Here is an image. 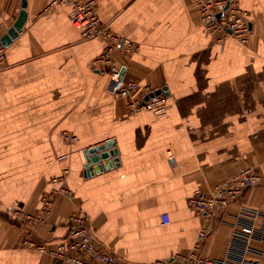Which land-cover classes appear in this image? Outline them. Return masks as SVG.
<instances>
[{"label": "crops", "instance_id": "obj_1", "mask_svg": "<svg viewBox=\"0 0 264 264\" xmlns=\"http://www.w3.org/2000/svg\"><path fill=\"white\" fill-rule=\"evenodd\" d=\"M51 1L26 0L23 27L2 46L0 264H65L25 239L50 248L74 215L85 216L94 236L131 264L188 251L202 227L201 255L237 264L236 216L243 208L264 211V0H233L249 12L245 44L218 40L191 0H95L101 22L135 43L132 53L116 52L114 64L128 79L166 88L160 114L133 112L114 97L108 74L92 65L105 42L83 38L70 7ZM20 8L21 0H0V37ZM107 141L116 161L87 171L85 151ZM243 165L261 182L218 223L189 206L190 197L213 193ZM47 193L52 205L43 222L12 218L35 213ZM248 245V258L256 251L264 264V238Z\"/></svg>", "mask_w": 264, "mask_h": 264}, {"label": "built area", "instance_id": "obj_2", "mask_svg": "<svg viewBox=\"0 0 264 264\" xmlns=\"http://www.w3.org/2000/svg\"><path fill=\"white\" fill-rule=\"evenodd\" d=\"M66 4L70 7L69 21L77 28L83 38H98L105 42L103 51L96 56L92 65L101 73H106L110 79V91L114 97L125 99L131 111H153L157 114L164 112L167 107V94L161 91L152 93L158 88L141 85L134 78H126L122 66H116L113 62L116 52L132 53L135 43L128 37L113 32L108 25L101 22L96 11L95 0H52L50 3ZM203 23V26L211 33L217 34V39L222 41L233 37L245 44L250 35L249 12L241 8L233 0H191ZM5 61L4 48L0 47V68ZM70 141L74 137L65 135ZM171 157V154H169ZM261 182V176L250 165H243L230 177L217 185L213 193L193 195L189 198V206L199 212L205 218H211L218 223L230 203L239 199L251 186ZM40 208L35 213L17 212L12 216L22 223L37 224L43 222L44 215L49 212L52 205L51 194H43L40 198ZM257 221L261 223L256 224ZM161 222H169V216L161 214ZM208 230L202 227L197 235L195 245L184 253L171 256L170 259L155 260L142 264H228L220 258H206L200 253V244L207 235ZM233 238L240 243L239 258L237 264H263L259 259V253L255 258H248L253 252L248 245L252 238H264V211L252 208H243L234 222ZM28 246L41 252H47L54 261L65 264H131L113 255L89 229L87 218L82 215L70 216L66 235L47 248V242L36 243L30 238L25 239ZM232 251V247L230 248Z\"/></svg>", "mask_w": 264, "mask_h": 264}, {"label": "water", "instance_id": "obj_3", "mask_svg": "<svg viewBox=\"0 0 264 264\" xmlns=\"http://www.w3.org/2000/svg\"><path fill=\"white\" fill-rule=\"evenodd\" d=\"M26 0H21V8L19 10V13L17 17L15 18L12 25L6 30V32L0 37V47L1 46H8L12 39H14L18 32L23 27L25 21H26ZM161 91H166L165 87L158 88L154 93H152L150 96H153L154 94H159ZM113 142L107 141L105 144H100L98 146L90 147L88 150L85 151V159H86V167L87 171H93V169L98 170L102 167L107 168L108 166H112V162L116 161V158H113L112 160L110 157L116 152L114 149H110V146ZM91 164H96L93 168L91 167Z\"/></svg>", "mask_w": 264, "mask_h": 264}]
</instances>
